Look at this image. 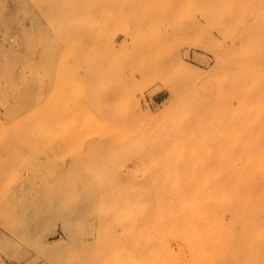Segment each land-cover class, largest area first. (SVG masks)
<instances>
[{
  "label": "rangeland",
  "instance_id": "rangeland-1",
  "mask_svg": "<svg viewBox=\"0 0 264 264\" xmlns=\"http://www.w3.org/2000/svg\"><path fill=\"white\" fill-rule=\"evenodd\" d=\"M18 9L42 27L25 55ZM262 139L264 0H0V264H189L218 243L200 204Z\"/></svg>",
  "mask_w": 264,
  "mask_h": 264
},
{
  "label": "bare ground",
  "instance_id": "bare-ground-1",
  "mask_svg": "<svg viewBox=\"0 0 264 264\" xmlns=\"http://www.w3.org/2000/svg\"><path fill=\"white\" fill-rule=\"evenodd\" d=\"M160 178H158V181L160 180ZM215 178H217V174ZM217 180H219V183L211 186L209 193H207L208 191L206 192L208 188L204 190L205 188L203 187L204 193L206 192L207 195L209 194L208 199L206 197V194L204 195V197H206L207 199L205 203L206 210L203 207L204 203L200 204V201L198 204H200L201 206L198 210L202 214L204 212L208 214L207 218L211 222L212 227V229L210 228V231L211 233L216 235L215 240L218 241V243L213 242L214 245L211 247L206 244L205 248L200 247V244H193L194 249L191 252V257L188 262L189 264H211V262H209L208 260V256H202V254L206 252L205 249L208 248L214 250L213 253H215V251L241 252L242 255H246L247 257V260H245L244 258V260L246 261L245 263L244 260H242V264H247L249 260L251 262H254L256 258H251L253 255L264 254V246L260 247L261 245H258L259 241L254 240L258 235L260 240L264 239V237H262L260 233L262 229L264 232V221H261V212L264 211V204H262L260 201V199H264V140L257 142L255 145L244 144L243 153L240 155L239 162L237 163V168L231 171L222 179L218 177ZM217 180L213 181L217 182ZM160 182L157 183L160 184ZM160 185L165 187L166 184ZM259 187L260 196H257V194L259 193H257ZM166 188L167 187H165V189ZM168 188L170 189L168 190L169 192L171 191V189H174L170 188V186ZM173 195L175 194L173 193ZM177 196H179V194ZM165 200L167 201L166 198ZM181 200L183 199L181 198ZM189 201H191V199ZM190 205L191 203H189L186 207L190 208ZM195 210H197V208ZM167 211H165V213ZM185 215L187 216V214ZM236 221L241 222L244 225L243 238L240 235L239 237L233 236L235 234L231 231V228H233L234 226L233 222L235 223ZM220 232H228L230 234L229 236H222L218 234ZM251 237H253V239H251ZM162 259V252L160 250L149 249V264H161ZM177 259L178 264H183L182 254L180 255L179 252L177 253Z\"/></svg>",
  "mask_w": 264,
  "mask_h": 264
},
{
  "label": "crops",
  "instance_id": "crops-1",
  "mask_svg": "<svg viewBox=\"0 0 264 264\" xmlns=\"http://www.w3.org/2000/svg\"><path fill=\"white\" fill-rule=\"evenodd\" d=\"M18 24L12 25L10 32L18 37V45L24 47H35L42 43L41 24L39 23V11L37 9H18ZM36 55L34 59H36Z\"/></svg>",
  "mask_w": 264,
  "mask_h": 264
}]
</instances>
